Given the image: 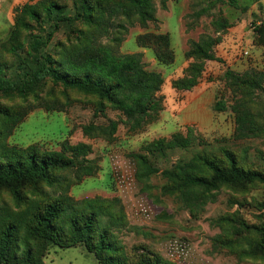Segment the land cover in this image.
<instances>
[{
  "label": "rangeland",
  "instance_id": "1",
  "mask_svg": "<svg viewBox=\"0 0 264 264\" xmlns=\"http://www.w3.org/2000/svg\"><path fill=\"white\" fill-rule=\"evenodd\" d=\"M10 1L0 0V45L8 38L15 10L26 4H17L12 16L5 12ZM153 4L156 22L142 27L134 21L118 36L119 41H101L120 55L139 54L145 69L162 77L155 95L159 109L141 127L131 129L126 118L107 103L100 112L96 97L51 83L43 86L38 98L27 102L0 99V104L16 117L9 127L5 126L0 150L35 147L59 152L64 151V146L85 144L90 147L85 165L93 171L90 176L79 168L61 171L56 184L42 186L39 193H27L21 204L12 193L0 188V224L22 217L43 197L104 199L113 201L115 209L125 217V225L114 229V233L131 260L141 252L138 247H145L174 264H264V253L249 251V239L223 220L239 212L246 221L259 223L264 211L241 208L239 203L264 201V186L242 195L223 187L201 200L187 198L186 202L163 193L166 180L160 173L136 180L132 159L148 143L169 139L174 133L185 136L189 130L194 145L170 152L169 158L159 164L161 169L188 162L202 150L220 149L242 154L250 163L264 164V96L260 91L242 95L228 77L229 73H264V37L256 32V27L264 23V0H153ZM147 34L169 36L173 63L162 65L152 49L138 46V36ZM66 38V32H60L55 42ZM208 38L215 41L212 58L202 62L198 84L190 90H176L173 81L184 77L195 62L186 55L191 43ZM217 103L223 105L224 111L214 109ZM42 262L97 264L82 246H50Z\"/></svg>",
  "mask_w": 264,
  "mask_h": 264
},
{
  "label": "trees",
  "instance_id": "2",
  "mask_svg": "<svg viewBox=\"0 0 264 264\" xmlns=\"http://www.w3.org/2000/svg\"><path fill=\"white\" fill-rule=\"evenodd\" d=\"M154 14L153 0H38L18 7L8 38L0 45V99L27 102L38 98L43 86L51 83L96 97L100 112L107 103L126 118L131 129L141 127L159 109L155 95L163 83L162 77L147 71L139 54L120 55L101 41H119L118 36L126 32L127 25L135 21L145 27L156 22ZM60 32H66L67 38L56 43ZM256 32L264 37V23L256 27ZM112 34L115 35L111 37ZM137 44L152 49L162 65L174 62L168 35H141ZM214 44L211 38L191 43L186 55L195 62L184 77L173 81V88L190 90L198 84L202 62L211 60ZM228 77L242 95L260 91L264 96V73H229ZM214 109L224 111L220 103ZM15 120L11 109L0 104V141L5 128ZM114 131L112 123L111 133ZM193 143L195 139L188 130L185 136L174 133L169 139H157L143 146L140 153L132 155L136 180L160 173L166 180L163 193L186 202L187 198L201 200L223 187L242 195L264 186V164L250 163L230 149L202 150L188 162L160 168L170 152L187 150ZM0 152V188L12 193L20 204L27 193H39L42 186L56 184L61 171L79 168L87 176L93 172L85 165L84 157L90 153L85 144L64 146V151L59 152L35 147H2ZM239 205L264 211V201ZM25 212L22 217L0 224V264H43L42 258L50 246H82L97 264H174L145 247H138L141 252L132 260L127 257L114 233V229L125 225V217L115 209L113 201H73L66 195L43 197ZM223 220L249 239V251L264 253V217L259 223H250L236 212Z\"/></svg>",
  "mask_w": 264,
  "mask_h": 264
},
{
  "label": "crops",
  "instance_id": "3",
  "mask_svg": "<svg viewBox=\"0 0 264 264\" xmlns=\"http://www.w3.org/2000/svg\"><path fill=\"white\" fill-rule=\"evenodd\" d=\"M22 2L27 3V0H11L9 2V6L5 9L6 14L7 15L9 14V15L13 16L14 10L17 7V4H20Z\"/></svg>",
  "mask_w": 264,
  "mask_h": 264
},
{
  "label": "built area",
  "instance_id": "4",
  "mask_svg": "<svg viewBox=\"0 0 264 264\" xmlns=\"http://www.w3.org/2000/svg\"><path fill=\"white\" fill-rule=\"evenodd\" d=\"M245 55L247 54V53H244Z\"/></svg>",
  "mask_w": 264,
  "mask_h": 264
}]
</instances>
